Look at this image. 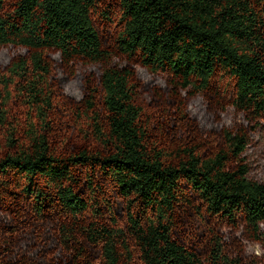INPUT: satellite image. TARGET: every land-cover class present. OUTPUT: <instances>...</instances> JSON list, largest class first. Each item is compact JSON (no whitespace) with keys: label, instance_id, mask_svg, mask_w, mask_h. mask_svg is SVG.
<instances>
[{"label":"trees","instance_id":"trees-1","mask_svg":"<svg viewBox=\"0 0 264 264\" xmlns=\"http://www.w3.org/2000/svg\"><path fill=\"white\" fill-rule=\"evenodd\" d=\"M115 2L121 32L112 53L98 30V18L115 22L110 0H0V49L22 52L0 73V264H95V248L101 264H132L135 252L139 264H254L218 237L202 252L177 229L198 201L208 216L264 240V182L243 160L250 132L264 123V0ZM54 56L72 77L80 61L101 67L77 102L97 149L65 153L49 140L63 103ZM137 66L200 94L218 75L229 78L231 105L249 130H223L229 151L202 158L186 150L178 165L168 163L147 142ZM13 108L22 112L9 121ZM106 185L124 202L125 230L101 220L112 212ZM52 229L59 252L42 256Z\"/></svg>","mask_w":264,"mask_h":264},{"label":"rangeland","instance_id":"rangeland-1","mask_svg":"<svg viewBox=\"0 0 264 264\" xmlns=\"http://www.w3.org/2000/svg\"><path fill=\"white\" fill-rule=\"evenodd\" d=\"M110 7L115 9L112 13L115 22L104 25L98 18V30L102 35L104 47L116 53V39L121 32L117 21L121 14L115 0H110ZM20 53L22 52L13 48L0 49V73L4 71L10 59ZM54 58L57 75L54 79L56 97L60 96L63 103L55 110L49 140L56 150L65 153L82 147L97 149L101 145L92 136L84 104L78 106L77 102L84 96L85 81L88 77L97 81L101 67L86 66L80 61L76 63L78 73L72 77L61 68L57 56ZM120 60H122L120 66H126L124 58ZM118 61L119 59H115L114 63L117 64ZM132 69L134 71L133 81L138 89L136 101L143 108L142 121L147 130V142L150 148L156 146L162 150L168 163L178 165L181 160L187 158L186 150L202 158L213 156L221 150L229 151L228 143L222 135L223 130L229 129L236 133L241 128L248 129L249 125L243 115L235 111L231 105L233 85L229 78H221L218 75L213 80L210 89L200 94L192 88L186 91L177 88L171 83L170 78L166 81V76L163 74L154 77L138 66ZM20 112L22 111L13 108L8 115V120L12 121L19 117ZM23 119L24 115L20 122L25 126ZM64 128H66L65 132ZM2 131L0 127V144L4 145L6 141ZM229 156L231 158L232 153H229ZM243 160L249 169V177L264 182V123L250 132L249 145L243 155ZM232 161L235 160L232 159ZM105 190L107 192L104 197L111 204L109 208L112 212L102 211L101 220L104 221L105 215H108L106 216L108 222L114 221L117 227L125 230L127 212L124 202L113 193L109 185L105 186ZM194 205L195 209L182 214L177 229L186 244L202 252L203 250L208 251L212 240L218 237L222 239L228 252L240 255L247 262L264 264L263 239L254 238L243 224L231 227L208 216L198 201H194ZM196 207L199 208L198 211ZM49 223L50 227L55 229L53 222ZM53 229L49 231V243L43 247L42 256L52 255L55 251L59 252ZM261 230L264 233V225ZM132 248L135 251L133 243ZM100 256L99 249L95 248L92 257L95 258L93 260L95 264H101L99 263ZM132 264H139L137 252H135Z\"/></svg>","mask_w":264,"mask_h":264}]
</instances>
